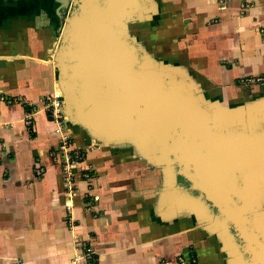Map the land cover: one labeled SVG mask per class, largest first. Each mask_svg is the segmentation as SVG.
<instances>
[{
  "label": "crops",
  "instance_id": "obj_1",
  "mask_svg": "<svg viewBox=\"0 0 264 264\" xmlns=\"http://www.w3.org/2000/svg\"><path fill=\"white\" fill-rule=\"evenodd\" d=\"M155 1L147 21L158 49L168 50L161 59L186 65L210 100L242 106L264 99V0ZM70 7L65 0H0V264H73L83 244L93 249L90 264H236L219 233L159 206L158 167L151 172L130 150L87 149L100 140L80 125L72 136L86 154L67 196L42 98L54 87L49 46ZM38 41L45 49H36ZM255 76L260 83H251Z\"/></svg>",
  "mask_w": 264,
  "mask_h": 264
},
{
  "label": "water",
  "instance_id": "obj_2",
  "mask_svg": "<svg viewBox=\"0 0 264 264\" xmlns=\"http://www.w3.org/2000/svg\"><path fill=\"white\" fill-rule=\"evenodd\" d=\"M65 1L72 8L56 64L67 124L91 120L108 142L140 138L133 152L174 187L178 205L164 203L167 215L182 213L183 199L191 202L186 210L221 235L233 263L264 264V197L253 191L264 187V108L257 129L237 127L242 106L206 98L184 66L152 60L138 35L126 31L130 19L151 18L149 0ZM179 176L189 184L185 197Z\"/></svg>",
  "mask_w": 264,
  "mask_h": 264
},
{
  "label": "rangeland",
  "instance_id": "obj_3",
  "mask_svg": "<svg viewBox=\"0 0 264 264\" xmlns=\"http://www.w3.org/2000/svg\"><path fill=\"white\" fill-rule=\"evenodd\" d=\"M155 3H156V1H155ZM70 6H71V4H70ZM71 8H72V6L70 7V10H71ZM63 14L65 15L66 12L63 13ZM138 22H140L139 23L140 25L138 24ZM127 23H128L129 28H126L127 29L126 31L131 30L132 32H134V33H136L138 35L139 41L142 42V45H144V47L146 48L148 56H150L152 60L155 61V60H159L160 59L159 52L163 53V52L168 51L166 49H158L159 45H157V40L155 39L156 36H151V35L148 34L149 25H148V21L147 20L142 19V20L138 21L137 19H130ZM141 26H144V29L147 28L144 31L145 32L144 36H140L142 34V31H140V29H139ZM150 31L153 32L152 30H150ZM53 37H54V42H53L52 45L49 46V48H50L49 49V53H50V56H49L50 61L49 62L52 64V67H53L52 75H53V78H54V86H56L57 88H60L62 86L61 85L62 82H58V80H57V78L59 79V73H58L59 71H58V67H57V64H56V55H57V53H59L60 31H54ZM150 40H155V41L150 42ZM47 55H48V51H47ZM182 66L186 67V69H187L186 70V75L188 76V74H187V72H188L187 66L186 65H182ZM249 80L252 81L251 82L252 84H256V83H260L261 82L262 77L255 76V77L250 78ZM206 98H208V97H206ZM42 103H43V98H42ZM248 105H249L248 103H244L242 105V107H243V109L241 110V115H242L241 116L242 117L241 122L242 123H240V121H239L238 123H240V124H236V126L237 127L238 126H249L252 129H257L259 127V124L257 122V118L260 116V114L262 112V108H264V105H262V101H257V106H258L257 109H255L253 107H251V109H247L246 107H248ZM237 113H240V109L237 110ZM80 128H82L85 131L86 135L91 136L94 139L100 140L98 142L102 143V144H99L98 142L97 143L96 142H92L91 144L88 145L87 149L96 150L97 148H100V147H109V149L110 150L111 149L114 150L115 153H119L120 151L122 152V151L130 150L132 152L133 156H134V159H135L134 161L138 162L141 165H145V167H147V166H150L152 168L154 167L149 162L146 161L145 157H143L144 156L143 154L142 155H140V154L138 155V154L133 152L135 150L134 149V145H138L139 144V139L140 138H137V136H134L131 139L128 138L129 140H127L125 138H123V139H110L111 142H108V141H106L105 136H103V134L101 132L98 133V132L95 131V129H94L95 126L92 124L91 120L85 121L82 125H80ZM214 128L217 129V128H219V126L215 124ZM71 133H72V130H71ZM96 144H99V145L96 146ZM85 154H86V150H84L83 158H81L78 161L79 163H80V161H83V159L85 158ZM150 160H153V159H150ZM154 168H156V167H154ZM90 171L91 170H90L89 166L85 170L83 169L82 173L83 172L88 173L87 177L82 176L83 178H85V180H88L90 178V174H91ZM179 179L183 183L182 187L183 188L185 187L186 189H188V187H189V184H187L188 181L185 180L184 178H182L181 176H179ZM157 181L160 182V183L158 185V188H159L158 191L155 192L154 199L156 198L155 199L156 201L159 199V202L165 203L166 204V208L167 207L177 206L178 204H175L173 201H171V197L173 199V196L175 195L174 192H173V188L174 187H171L172 185H169L168 179H167V183H166V181H165V183L163 182L164 180L162 178V173L160 171H159V174L157 176ZM161 182H163L164 184H161ZM185 188H184V192L182 191V189H181V191H179L181 193V196H184V197L187 194V190ZM253 191H255L256 195L260 192V194L264 197V187L262 188V190H260V189L258 190V187L256 185H254V190ZM193 193H196V192L193 191ZM190 203L191 202L183 199L181 205H179L180 208H183L182 214L185 215L186 217L192 215V213H190L188 210H186V209H188V207H190V208L193 207V204H190ZM162 204L159 203V206H164ZM156 206L158 207L157 204H156ZM186 222L190 223L189 219H186ZM189 258L191 260L192 258H195V256H192V257H189ZM191 262H193V261H191Z\"/></svg>",
  "mask_w": 264,
  "mask_h": 264
},
{
  "label": "built area",
  "instance_id": "obj_4",
  "mask_svg": "<svg viewBox=\"0 0 264 264\" xmlns=\"http://www.w3.org/2000/svg\"><path fill=\"white\" fill-rule=\"evenodd\" d=\"M260 31L264 41V27L261 28ZM2 98H4V96H0V99ZM5 98L8 99V101L12 100L11 97L5 96ZM42 108L50 115L54 123V131L58 135L56 149L52 150L50 155L60 159L64 179L67 181V196L70 197L77 189L78 182L73 177V168L79 163L78 161L83 158L85 148L77 146L73 140L71 133L72 128L67 124L65 119L63 96L59 88L54 86L50 92L44 95ZM32 115V112L26 115L24 119L25 124H31ZM35 171L37 175H40L43 171V167H37ZM82 175L87 177L88 173L83 172ZM67 206H69V204ZM67 220L71 221V217L68 216ZM92 254V247L83 244L79 251L75 253L73 264H90L92 262ZM191 261L194 262L195 259L192 258Z\"/></svg>",
  "mask_w": 264,
  "mask_h": 264
},
{
  "label": "trees",
  "instance_id": "obj_5",
  "mask_svg": "<svg viewBox=\"0 0 264 264\" xmlns=\"http://www.w3.org/2000/svg\"><path fill=\"white\" fill-rule=\"evenodd\" d=\"M139 24V23H138ZM140 25V24H139ZM140 31H142V34L140 35V36H144V31H145V29H147V28H145L144 29V26H141L140 28ZM150 28L148 27V34L149 33H151V31L149 30ZM40 48H43V49H45V47H44V43L42 42V41H38V43H37V45H36V49H40ZM38 50L36 51V53H38ZM41 54V53H40ZM42 55H44V57H45V53L43 52V54ZM147 167H149L150 168V170H151V172H157L156 170H157V168H152V167H150V166H147ZM153 178H154V181L155 182H158L157 181V177L155 178L154 176H153ZM195 259V258H194ZM191 262V260H190V258H188L187 259V262L186 263H190Z\"/></svg>",
  "mask_w": 264,
  "mask_h": 264
}]
</instances>
